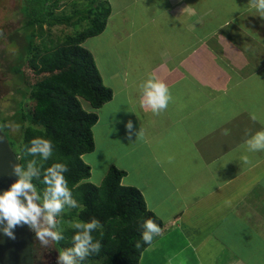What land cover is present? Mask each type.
Masks as SVG:
<instances>
[{
	"label": "crops",
	"instance_id": "obj_1",
	"mask_svg": "<svg viewBox=\"0 0 264 264\" xmlns=\"http://www.w3.org/2000/svg\"><path fill=\"white\" fill-rule=\"evenodd\" d=\"M103 2L110 9L105 29L84 45L114 95L100 108L87 103V110L97 112L99 120L92 128L95 150L82 157L97 151L102 158L98 183L91 180L93 167L85 159L95 184L113 165L125 170L122 183L137 187L148 208L163 221L161 235L144 250L139 264H148V253L161 254L158 264H264V151L250 152L245 143L264 131V91L255 92L252 108L246 106L248 96L236 94L246 90L243 85L250 79L264 84V73L243 74L247 59L232 56L223 64L203 44L206 33L224 26L222 13L236 15L237 9L244 29L240 31L250 38L249 32L259 28L258 17L263 24L264 17L248 5L249 0ZM140 3L148 16L140 18L138 26L134 19ZM141 31L142 41L124 52L123 42ZM109 33L113 42L103 40ZM260 33L264 34V25ZM260 47L264 52V40ZM227 48L233 51L232 46ZM136 57L139 60H131ZM234 73L239 74L235 80ZM149 74L163 80L174 97L160 115L140 106L139 85ZM209 93L214 102L221 100L214 112L205 111ZM128 121L134 126L131 138L125 127ZM140 128L144 136L137 139ZM225 129L229 135L223 134ZM169 156H174L172 163L167 162ZM244 156L255 166L245 164Z\"/></svg>",
	"mask_w": 264,
	"mask_h": 264
},
{
	"label": "trees",
	"instance_id": "obj_2",
	"mask_svg": "<svg viewBox=\"0 0 264 264\" xmlns=\"http://www.w3.org/2000/svg\"><path fill=\"white\" fill-rule=\"evenodd\" d=\"M58 1L26 0L23 3L24 11L28 12V19L24 21L29 31L15 69L24 85V90L19 91L23 97L30 98L32 107L27 112L23 100L19 103L14 117L19 122V135L11 136L10 126L3 117L2 126H6L2 130L8 133L23 168H27L29 161H37L41 177L32 182L41 196L45 188L41 182L43 172L55 163L68 167L64 175L79 206L65 209L59 217L64 236L59 242L62 251L74 246L72 238L78 230L72 225L95 218L102 228L92 235L100 240L102 247L79 264H139L149 246L142 240L144 221L151 219L161 229L163 221L148 208L137 187L122 183L125 170L111 166L97 185L90 181L91 166L82 158L95 150L92 128L99 120L97 112L84 108L83 100L96 109L111 101L114 95L113 89L104 84L93 53L84 45L88 38L103 32L110 9L102 0H93L96 4L88 9L57 16ZM47 3L49 9L45 7ZM84 21L88 23L82 30L66 32L58 43L36 45V37L45 33L44 25L52 27L61 23L74 27ZM25 69L32 72L30 77ZM35 138L53 142L54 154L47 161L26 154V148ZM137 241L141 243L139 249L135 246Z\"/></svg>",
	"mask_w": 264,
	"mask_h": 264
},
{
	"label": "rangeland",
	"instance_id": "obj_3",
	"mask_svg": "<svg viewBox=\"0 0 264 264\" xmlns=\"http://www.w3.org/2000/svg\"><path fill=\"white\" fill-rule=\"evenodd\" d=\"M26 0H0V32H2V35H0V126H2V119L6 118L7 124L10 126V133L11 136H17L20 134L19 130L20 127L17 129L15 126L19 125V122H16L17 120L14 119L17 109L19 108L20 101L23 100V103L26 105V111L27 109L32 107V102L30 98L23 97L20 91L24 90L23 82L17 78V70L15 69L17 64V60L20 59V56L22 55V45L26 43L27 39L25 35L28 33L29 30H27V23L24 21L26 18L28 19V12L24 11L23 3ZM93 0H59L58 1V8L55 10L56 15L59 16L60 14H71L74 11L79 10H85L91 7L92 5H95L96 3L92 2ZM103 1V0H102ZM49 3L45 4L46 9H49L47 6ZM138 13L135 20V25H140L141 20L140 18H147V8H145V5L138 4ZM145 8V9H144ZM233 10V11H232ZM232 12L234 13L235 8H232ZM238 13V10L236 9V15ZM46 17H48L47 14H45ZM236 15H230L229 17L227 15L224 16V13L220 15V20L223 19L225 21V24L220 30H218L214 34L206 33V36L204 38L203 44H205V50L209 52L210 55H214V57H218L219 60H223L222 63H227L228 57H234L240 55L241 58L247 59L248 67L246 70H243V74L250 73L252 70H256L257 74L260 75L261 72L264 73V69L260 71L263 67L264 68V52L262 48L260 47L261 43L264 40V34L261 35L260 30L261 26L264 25L258 17V22L255 27H259L258 29H253L252 38H250L248 35H245L243 32L244 29H241V24L238 23V17ZM241 15V14H240ZM85 23L81 22V24L76 25L74 27H70L64 24H57L52 27H49L47 24L44 25V34L38 35L35 39L36 45H42V43H46L47 45H52V42L58 43V40L61 39L60 37L63 36L66 32L74 33L76 30H82L86 25ZM241 30V31H240ZM150 31V30H149ZM149 31H145L146 34H151ZM240 31V32H239ZM141 32H135L134 37H129L126 41L123 43V51L126 52L130 49V46L133 47L134 43H138L139 39L142 41V37H139L141 35ZM214 35V37H213ZM106 36V39L113 42L114 38L110 33ZM110 37V38H109ZM14 39V40H12ZM92 40H90L87 45L92 46ZM113 44V43H111ZM232 46L233 51H228L227 46ZM100 48H103L102 44L98 45ZM99 52V51H98ZM236 53H238L236 55ZM127 56V54H125ZM134 61L139 60L138 57L135 59H132ZM242 67L243 63H242ZM243 69V68H242ZM198 71H201L197 69ZM25 73H28V76L32 73L30 70L25 69ZM235 74V73H234ZM238 73L235 74V78H237ZM30 77V76H29ZM260 77V76H258ZM251 82L244 83L240 81L238 84L246 86V90H237L236 94L240 98H245L248 96L246 106L248 108H252L253 103V97L255 92L260 93V91H264V84H261L259 80L253 78L250 79ZM105 84V83H104ZM106 85V84H105ZM251 87V90L249 87ZM207 89V88H206ZM239 89V88H237ZM20 90V91H19ZM211 92V91H210ZM207 93V91H206ZM212 93L206 94L207 98L206 101L209 100L210 102L206 103L205 111L206 112H213L218 109V106L221 103V100H218L216 98V102L212 100L211 95ZM217 96V95H214ZM244 99V101H246ZM87 101L83 100V106H85L86 109H88ZM191 105V104H190ZM3 117V118H2ZM3 129V127H2ZM8 135V133L6 132ZM101 153L104 154L103 151ZM104 157L109 158L111 155H108L105 153ZM83 158V157H82ZM88 161V163L93 167V177L92 181L95 183H98V179L101 175V168H103L102 164V158L99 155V152L95 151V153L87 154L83 160ZM110 160V158H109ZM86 161V162H87ZM94 183V184H95ZM98 185V184H97ZM42 197V196H41ZM42 202V200H41ZM67 209V207L65 208ZM69 210L71 208H68ZM62 214V213H61ZM60 214V215H61ZM60 216L57 217V221L59 223ZM62 223V222H61ZM74 223V222H73ZM61 224L59 223V229L61 228ZM33 245L35 247V262L36 264H57V258L59 256V251H62L61 247L59 246V243H54L53 245H49L48 247H43L40 243V241L36 238V234L33 230H31ZM56 250V251H55ZM160 253H148L147 255V263L148 264H158L161 259ZM96 264V263H95Z\"/></svg>",
	"mask_w": 264,
	"mask_h": 264
},
{
	"label": "clouds",
	"instance_id": "obj_4",
	"mask_svg": "<svg viewBox=\"0 0 264 264\" xmlns=\"http://www.w3.org/2000/svg\"><path fill=\"white\" fill-rule=\"evenodd\" d=\"M248 5L264 17V0H249ZM139 88L142 93L140 106L151 110L154 115H160L170 103H174V97L168 85L155 74H149ZM251 119L256 121L257 117L253 114ZM15 127L18 129L19 125ZM125 127L131 138L134 131L133 123L128 121ZM223 134L229 135L230 130L225 129ZM136 136L137 139L142 138L144 130L140 128ZM245 143L250 152L264 151V131L256 132ZM26 154L39 156L42 161H47L54 154L53 142L48 139L35 138L31 141V146L26 148ZM242 160L245 164L255 166L248 156L242 157ZM173 161L174 156L167 157L168 163ZM156 162L157 164L162 163L159 159ZM67 171V165L62 163H55L48 167L43 172L41 182L45 188L41 197L36 185L32 182L34 178L41 177V168L37 167V161L35 159L29 161L26 169L20 164L13 165V172L18 176V180L7 191L0 194V224L6 223L3 229L6 235L14 238L13 229L15 227L28 225L35 232L36 238L43 247L59 243L64 239L57 217L64 212L66 207L77 208L79 206L68 187V181L64 175ZM72 226L78 230L72 238L74 246L59 251L57 264H79L91 254L98 253L102 247L100 240H95L92 235L95 230L102 228L98 219L93 218L87 223L75 222ZM142 227L144 229L142 240L147 245H151L154 237L162 233L161 227L151 219L145 220ZM135 246L139 249L141 243L137 241Z\"/></svg>",
	"mask_w": 264,
	"mask_h": 264
},
{
	"label": "water",
	"instance_id": "obj_5",
	"mask_svg": "<svg viewBox=\"0 0 264 264\" xmlns=\"http://www.w3.org/2000/svg\"><path fill=\"white\" fill-rule=\"evenodd\" d=\"M20 160L11 146L9 139L0 127V194L7 191L18 180L13 172V165ZM5 224H0V264H34L31 229L28 225L13 229L14 238L3 231Z\"/></svg>",
	"mask_w": 264,
	"mask_h": 264
},
{
	"label": "flooded vegetation",
	"instance_id": "obj_6",
	"mask_svg": "<svg viewBox=\"0 0 264 264\" xmlns=\"http://www.w3.org/2000/svg\"><path fill=\"white\" fill-rule=\"evenodd\" d=\"M32 247H33V256H35V247H34V245H33V240H32ZM55 251H56V250H55ZM34 264H36L35 259H34Z\"/></svg>",
	"mask_w": 264,
	"mask_h": 264
},
{
	"label": "bare ground",
	"instance_id": "obj_7",
	"mask_svg": "<svg viewBox=\"0 0 264 264\" xmlns=\"http://www.w3.org/2000/svg\"><path fill=\"white\" fill-rule=\"evenodd\" d=\"M246 7V6H245ZM240 8V7H239ZM229 17V16H228Z\"/></svg>",
	"mask_w": 264,
	"mask_h": 264
}]
</instances>
